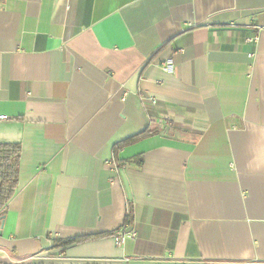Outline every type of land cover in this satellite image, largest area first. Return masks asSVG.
I'll return each instance as SVG.
<instances>
[{
    "label": "crops",
    "instance_id": "crops-1",
    "mask_svg": "<svg viewBox=\"0 0 264 264\" xmlns=\"http://www.w3.org/2000/svg\"><path fill=\"white\" fill-rule=\"evenodd\" d=\"M0 143V264H264V0H0Z\"/></svg>",
    "mask_w": 264,
    "mask_h": 264
},
{
    "label": "trees",
    "instance_id": "trees-1",
    "mask_svg": "<svg viewBox=\"0 0 264 264\" xmlns=\"http://www.w3.org/2000/svg\"><path fill=\"white\" fill-rule=\"evenodd\" d=\"M156 132V130H146L143 134L134 136L125 143ZM20 152L21 147L18 143H0V215L5 211L7 203L18 186ZM74 241L77 240H69L60 244L66 245Z\"/></svg>",
    "mask_w": 264,
    "mask_h": 264
},
{
    "label": "built area",
    "instance_id": "built-area-1",
    "mask_svg": "<svg viewBox=\"0 0 264 264\" xmlns=\"http://www.w3.org/2000/svg\"><path fill=\"white\" fill-rule=\"evenodd\" d=\"M258 37L257 36H254V37H249V38H246V42H255L257 41ZM163 70L165 72H171L172 70V66H171V63L170 61H167L164 65H163ZM154 101V100H152ZM112 168H114V165L111 166ZM134 234L132 232H125V231H118L116 234H115V240H116V243L117 244H122L124 242V240L126 238H131L133 237Z\"/></svg>",
    "mask_w": 264,
    "mask_h": 264
},
{
    "label": "water",
    "instance_id": "water-1",
    "mask_svg": "<svg viewBox=\"0 0 264 264\" xmlns=\"http://www.w3.org/2000/svg\"><path fill=\"white\" fill-rule=\"evenodd\" d=\"M4 220V217L3 216H1L0 217V221H3ZM0 233H1V231H0Z\"/></svg>",
    "mask_w": 264,
    "mask_h": 264
}]
</instances>
